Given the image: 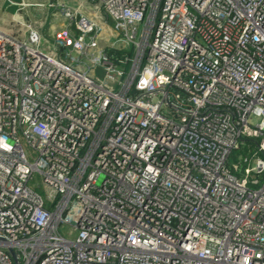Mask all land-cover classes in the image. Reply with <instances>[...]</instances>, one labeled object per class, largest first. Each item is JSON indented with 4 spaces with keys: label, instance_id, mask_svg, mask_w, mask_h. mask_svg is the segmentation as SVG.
I'll return each instance as SVG.
<instances>
[{
    "label": "built area",
    "instance_id": "2783aa9c",
    "mask_svg": "<svg viewBox=\"0 0 264 264\" xmlns=\"http://www.w3.org/2000/svg\"><path fill=\"white\" fill-rule=\"evenodd\" d=\"M95 1L0 28V264H264V0Z\"/></svg>",
    "mask_w": 264,
    "mask_h": 264
},
{
    "label": "crops",
    "instance_id": "0c3cea01",
    "mask_svg": "<svg viewBox=\"0 0 264 264\" xmlns=\"http://www.w3.org/2000/svg\"><path fill=\"white\" fill-rule=\"evenodd\" d=\"M95 0H0V28L18 37H24L28 24L41 34L49 36L65 26L66 18L61 4L79 8L95 20L97 9L91 3ZM52 2L51 5H49ZM97 5V4H96ZM107 29V28H106Z\"/></svg>",
    "mask_w": 264,
    "mask_h": 264
},
{
    "label": "rangeland",
    "instance_id": "374dc122",
    "mask_svg": "<svg viewBox=\"0 0 264 264\" xmlns=\"http://www.w3.org/2000/svg\"><path fill=\"white\" fill-rule=\"evenodd\" d=\"M96 4H97L96 1L95 2L93 1L91 3L92 7L94 8L93 10H95L96 6H98ZM96 18L100 19L99 20L100 22H98V20L94 19L95 22L101 27V30H100V33H99V40H100L101 43L107 42L108 38H109V33H111V30H110L111 29L110 28L111 22L107 18L106 14L104 13V11H103V9L101 7H98V9H97V17ZM41 38H42V40L44 42V41L47 40V35L41 34ZM96 73L101 75V71L99 69H96ZM231 160H232V158H231Z\"/></svg>",
    "mask_w": 264,
    "mask_h": 264
},
{
    "label": "trees",
    "instance_id": "16d2710c",
    "mask_svg": "<svg viewBox=\"0 0 264 264\" xmlns=\"http://www.w3.org/2000/svg\"><path fill=\"white\" fill-rule=\"evenodd\" d=\"M107 51L110 54H114L115 56H120L121 54H125L128 57H131L133 52L131 50L128 51H124L118 48H113V47H107ZM245 150V146H241L238 149H234L231 153H230V158H234L236 156V154H238L239 152H243ZM263 154V153H262Z\"/></svg>",
    "mask_w": 264,
    "mask_h": 264
},
{
    "label": "water",
    "instance_id": "95a60500",
    "mask_svg": "<svg viewBox=\"0 0 264 264\" xmlns=\"http://www.w3.org/2000/svg\"><path fill=\"white\" fill-rule=\"evenodd\" d=\"M8 250H9L10 254L14 257V251H13V249L11 247H9Z\"/></svg>",
    "mask_w": 264,
    "mask_h": 264
},
{
    "label": "bare ground",
    "instance_id": "6f19581e",
    "mask_svg": "<svg viewBox=\"0 0 264 264\" xmlns=\"http://www.w3.org/2000/svg\"><path fill=\"white\" fill-rule=\"evenodd\" d=\"M103 30V29H102Z\"/></svg>",
    "mask_w": 264,
    "mask_h": 264
}]
</instances>
